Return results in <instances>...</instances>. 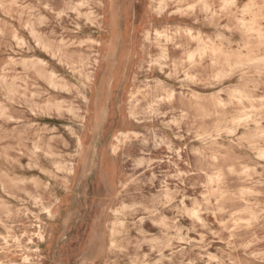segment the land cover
Instances as JSON below:
<instances>
[{"label":"rangeland","instance_id":"1","mask_svg":"<svg viewBox=\"0 0 264 264\" xmlns=\"http://www.w3.org/2000/svg\"><path fill=\"white\" fill-rule=\"evenodd\" d=\"M0 264H264V0H0Z\"/></svg>","mask_w":264,"mask_h":264},{"label":"bare ground","instance_id":"2","mask_svg":"<svg viewBox=\"0 0 264 264\" xmlns=\"http://www.w3.org/2000/svg\"><path fill=\"white\" fill-rule=\"evenodd\" d=\"M231 262H233V261H231Z\"/></svg>","mask_w":264,"mask_h":264}]
</instances>
